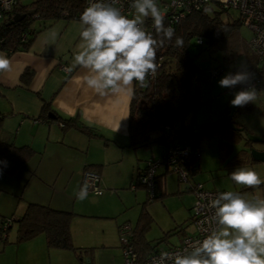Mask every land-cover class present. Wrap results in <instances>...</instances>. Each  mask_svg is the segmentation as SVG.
<instances>
[{
    "label": "crops",
    "instance_id": "crops-1",
    "mask_svg": "<svg viewBox=\"0 0 264 264\" xmlns=\"http://www.w3.org/2000/svg\"><path fill=\"white\" fill-rule=\"evenodd\" d=\"M53 28L58 32L54 42L47 39ZM78 42L79 20L59 19L40 30L28 48L9 54L0 49L12 61V70L0 73V139L18 146L28 145L35 151L25 166L14 174H0V217L14 220L5 235L7 241L4 243L0 239V264H123L117 228L126 221L136 229L144 208L151 220L144 231L142 252L177 245L184 236L194 232L192 193L186 195L181 215L177 212L167 215L169 208L164 199L162 204L167 213L162 216L147 208L152 200L145 188H132L138 169L144 168L148 159H156L159 155L151 151L148 157L142 147L127 146L131 97L124 94L101 97L85 86L83 70L77 67L64 72L60 68L61 64L71 67ZM25 69L31 71L27 83L21 78ZM43 105L48 112L53 110L63 118L76 116L99 136L73 127L63 130L59 121L50 118L42 109ZM44 114L51 120H44ZM240 148L232 149L223 158L217 155L211 161L214 165H206L207 170L204 166L208 177L196 173L194 180L206 189L238 191L241 186L221 172H226L230 178V173L239 166L252 168L264 179V161L253 159L245 165L229 164ZM252 148L264 151V144L256 143ZM203 164L197 162V172L198 169L199 173L203 171ZM86 166L99 173L103 191L101 194L88 192L87 199L81 201L76 193L80 190L81 174ZM159 167L157 188L162 198L168 191L165 175L171 170ZM215 167L220 172L215 171ZM171 187L175 192L180 188L191 192L186 185L171 183ZM242 194L246 198L264 197V184ZM28 202L73 212L70 234L76 250L49 247L42 233L15 242V220ZM154 219L157 233L150 237L148 231ZM165 232L169 233L165 235ZM172 235L177 239L171 241Z\"/></svg>",
    "mask_w": 264,
    "mask_h": 264
},
{
    "label": "trees",
    "instance_id": "trees-1",
    "mask_svg": "<svg viewBox=\"0 0 264 264\" xmlns=\"http://www.w3.org/2000/svg\"><path fill=\"white\" fill-rule=\"evenodd\" d=\"M31 13H27L31 10ZM84 9V0H32L22 4L21 0H14L8 10L2 12L0 19V49L7 54L28 48L37 33L53 22L64 20H79ZM231 10L220 8L215 4L204 5L201 8L191 10L183 14L177 20H169L165 16V26L175 29L172 41L165 42L157 50L158 70L153 79H148L147 86L135 85L134 95L129 102L128 113V143L132 148H151L159 144L169 146L174 142H188L190 139L199 140L201 137L213 133L220 134L226 139H241L242 147L229 160V164L245 165L253 160L249 149L254 144H264V133L259 137H250L248 129L237 122L233 125L228 122V117L221 121L210 122L206 126L195 127L193 125L174 128V121L189 111H194L196 103L190 100L189 91L193 81H197L195 74L198 65L193 55L189 54V47L193 40L196 45L202 46L209 54L220 53L226 62L234 61V53L239 51L246 56L247 68L256 67L261 79L264 76V61L258 60L250 51L247 43L240 33L241 22L238 17L231 14ZM24 14L19 20H14V14ZM151 32L155 36L154 29ZM176 36L184 40L183 47L175 46ZM200 37L201 43L195 39ZM159 39V37H157ZM237 67H232L235 72ZM31 71L25 69L22 73L23 82L27 83ZM259 91V84L255 87ZM251 107L250 103L247 105ZM48 112L46 105L42 108ZM55 119L59 121L61 128H76L89 135H97L89 126L82 123L76 116L65 117L58 115L53 110ZM51 112V113H52ZM264 115V110H262ZM44 120L51 119L44 114ZM1 119V116H0ZM168 125V128L165 126ZM244 131V132H242ZM231 144L221 149L220 157H225L231 152ZM35 151L28 145H15L13 142L0 139V174L12 175L31 159ZM198 153H190L182 160V167L188 173L187 190L191 191L194 175L197 173ZM91 167V166H86ZM143 169V168H142ZM138 169L137 174L142 170ZM136 174V175H137ZM159 175H156L155 195L150 200H155L161 195L158 192L157 183ZM135 177L133 178V181ZM139 186V185H137ZM251 190L243 186L238 192ZM73 212L57 209L47 204L28 202L19 218L16 220L15 242H21L33 238L42 233L45 236L47 246L60 249L76 250L71 241L70 220ZM7 217H0V239L7 241V231L14 221L9 222ZM151 217L144 208L141 210L136 229L133 230L132 242L139 256L153 251L148 249L142 252L144 231L147 229ZM7 223V224H5ZM169 232H165L167 235ZM6 235V236H5Z\"/></svg>",
    "mask_w": 264,
    "mask_h": 264
},
{
    "label": "clouds",
    "instance_id": "clouds-1",
    "mask_svg": "<svg viewBox=\"0 0 264 264\" xmlns=\"http://www.w3.org/2000/svg\"><path fill=\"white\" fill-rule=\"evenodd\" d=\"M118 3L119 0H89L79 17V42L68 69L83 70L85 86L101 97H131L136 84L147 86L159 67L158 48L175 36V29L165 26V12L158 0H131V16ZM149 18L155 36L146 29ZM57 35L55 28L50 29L47 39L54 42ZM175 46H184L182 37L176 36ZM11 70V59L0 52V73ZM252 79L253 74L241 62L218 85L227 89L240 86L230 104L243 107L257 99ZM230 180L249 189L264 184L255 170L243 166L230 173ZM88 188L87 184L80 188L78 200L87 199ZM208 207L212 210L211 227L204 238L176 252L162 250L155 264H264V197L246 198L241 192L225 190L218 192Z\"/></svg>",
    "mask_w": 264,
    "mask_h": 264
},
{
    "label": "built area",
    "instance_id": "built-area-1",
    "mask_svg": "<svg viewBox=\"0 0 264 264\" xmlns=\"http://www.w3.org/2000/svg\"><path fill=\"white\" fill-rule=\"evenodd\" d=\"M13 1L0 0V19L3 16L2 12L8 10ZM88 2L89 0H84V8L88 6ZM130 3L131 0H119L117 6L121 7L126 15L131 16L133 10L130 8ZM209 3L215 4L220 8L237 11L241 25L245 26L250 32V39L247 41L248 48L258 60L264 61V0H158L160 8L165 12V16L169 17V20H177L183 14L201 8ZM145 26L148 31L152 30V21L150 18L146 20ZM195 41L201 43L202 39L197 37ZM256 67H250L248 69L253 74L251 84L254 87L260 84L258 67ZM60 68L64 72H69V68L64 64H61ZM221 70L220 67L210 69V76H216ZM154 76L149 77V79H153ZM239 90L240 86H237L234 92ZM165 127L168 128V125ZM190 153H192V150L188 142H174L170 144L165 148L162 156L147 160L145 167L135 176V180L131 184L132 188L139 185L145 188L149 198H152L155 195L156 173L160 165L177 172L180 182L188 183V173L182 167L181 163L183 158ZM196 153L199 155L198 150ZM99 182L100 175L96 170L88 167L84 168L81 174V187L87 184L89 185L88 192L101 194L103 189ZM191 191L194 195V202L191 207V223L194 227V232L184 236L177 245L166 249L153 250L141 257L132 242L133 228L131 224L126 221L119 224L117 232L121 253L123 255V264H155V259L162 250L176 252L204 238L211 227L209 217L212 214V210L208 207L210 200L218 192L225 190L206 189L201 182L196 181L192 184ZM6 221L9 222L10 219L7 218Z\"/></svg>",
    "mask_w": 264,
    "mask_h": 264
},
{
    "label": "rangeland",
    "instance_id": "rangeland-1",
    "mask_svg": "<svg viewBox=\"0 0 264 264\" xmlns=\"http://www.w3.org/2000/svg\"><path fill=\"white\" fill-rule=\"evenodd\" d=\"M30 1L32 0H21V3L27 4ZM231 11V14L236 17L237 11ZM239 30L243 40L247 43V41L250 39V32L245 26H240ZM189 54L191 56L193 55L194 61L198 65V70L195 74L198 80L193 81L189 91L190 100L196 103V107L193 112L189 111L182 117L175 119L174 128H179L182 125H193L195 127L206 126L210 122H219L225 117H228V122L232 125L234 121L244 125L248 129V134L250 137L261 136V134L264 133V115H262V110H264V76H262L260 79V90L257 92V99L253 103H250L251 107H248V104L243 107H233L231 106L230 101L234 97V89L236 88H222L218 85V81L227 72L231 71L232 67H238L241 62L247 65L248 62L246 56L243 53L237 51L233 55L234 61L226 62L220 53L209 54L207 50L202 48V46L196 45L193 40L191 41L189 47ZM215 67H220L222 70L216 76L211 77L209 70ZM189 143L192 147L193 153H195L197 150L201 151V153H199L201 156L198 155L197 158L198 164H201V161L204 163L202 165L203 171L199 173L198 169L197 172V175L201 174V177H208L207 173L204 171V166L214 165L211 161H213L212 159H215L217 155L220 158V151L222 148L226 147L228 144H231V149L235 150L240 148L243 144L241 139L233 141L226 139L224 136L217 133L201 137L197 141L195 139H190ZM164 149L165 146L156 144L151 148L143 147L142 150L146 151L147 156H150L151 151H153L154 155L158 154L160 156ZM148 157L146 158L148 159ZM142 162L144 163V161ZM144 164H146V162ZM160 168L161 167H159V169ZM215 169V171L220 172L219 169L217 170V167H215ZM221 173L225 178L230 179L228 175H225L226 172ZM219 175L220 174L217 176ZM165 176L168 182V185L166 186V189L168 190L166 195H164L162 198L148 202L147 208H151V210L157 215L166 216L167 209L165 205L162 204L165 199L164 203H166V205H168L167 207L169 208L167 215H170V212H177L179 215H181L183 206L186 205V195L189 193L193 194V192L184 191L182 188H180V190L177 192H175V190L172 191L171 183L180 184L182 187L185 185V182H180L177 172L172 170L167 171ZM195 179L197 180V178ZM193 202L194 195L192 204ZM157 227L158 226L156 225L154 219L148 231V236L155 237L157 233ZM171 239V241H174L177 239V236L172 235Z\"/></svg>",
    "mask_w": 264,
    "mask_h": 264
},
{
    "label": "water",
    "instance_id": "water-1",
    "mask_svg": "<svg viewBox=\"0 0 264 264\" xmlns=\"http://www.w3.org/2000/svg\"><path fill=\"white\" fill-rule=\"evenodd\" d=\"M32 12V9L31 10H28L27 13H31ZM24 16V14H14L13 16V19L14 20H19L21 19L22 17ZM50 118H55V115L51 112H48L47 114ZM250 153H251V157L254 159V160H259V161H264V151H261V150H257L255 148H251L250 150Z\"/></svg>",
    "mask_w": 264,
    "mask_h": 264
}]
</instances>
